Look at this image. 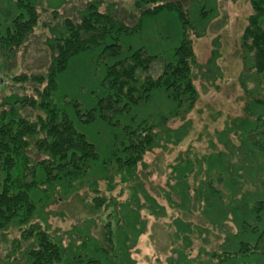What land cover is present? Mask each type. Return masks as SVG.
I'll use <instances>...</instances> for the list:
<instances>
[{
    "label": "rangeland",
    "instance_id": "obj_1",
    "mask_svg": "<svg viewBox=\"0 0 264 264\" xmlns=\"http://www.w3.org/2000/svg\"><path fill=\"white\" fill-rule=\"evenodd\" d=\"M33 1L40 15L35 29L15 53L0 52V106L17 93L39 99L33 83H20L15 76L46 73L56 39L66 31L65 20L80 21L90 4L125 26L141 21L136 31L118 36L119 57L103 55L99 45L73 56L56 78L53 99L99 153L89 170L72 178L55 169L60 176L49 181L42 163L33 161L28 169L20 163L14 169L20 175L35 172L31 222H40L60 245L62 259L56 264H88L91 259L101 264H264V238L259 251L229 259L224 255L240 250L243 241L256 242L264 229V209L258 218L248 207L264 199V185L249 176L260 165L256 151L264 143V103L259 100H264V77L254 71L243 46L250 1L163 0L180 2L188 18L186 36L196 59L191 72L195 101L179 107L159 87L149 100L90 123L80 120L76 110L97 108L109 94L102 84L107 64L144 48L156 56L150 69L156 77L174 59L184 33L179 10L143 14L138 0ZM21 9L16 0H0V29ZM33 112L28 106L23 110L31 117ZM143 120L153 125L157 137L137 165L120 168L112 152L120 145L115 144L126 126ZM243 221L256 233L242 232ZM20 227L13 219L0 230V264H27L29 239L36 235L25 238Z\"/></svg>",
    "mask_w": 264,
    "mask_h": 264
},
{
    "label": "trees",
    "instance_id": "obj_2",
    "mask_svg": "<svg viewBox=\"0 0 264 264\" xmlns=\"http://www.w3.org/2000/svg\"><path fill=\"white\" fill-rule=\"evenodd\" d=\"M249 1L252 13L243 34V46L252 56L254 71L264 77V0ZM16 2L22 9L7 26L0 29L1 56L19 50L39 22L40 15L33 0ZM136 6L142 9L143 14L179 10L184 27L182 42L174 51V59L166 63L162 73L156 77L150 74L151 64L156 56L148 54L144 48L107 64L106 77L102 84L109 89V94L100 98L97 108L85 113L76 110L83 122L90 123L97 118L110 119L112 113L128 110L133 104L149 100L152 91L159 87H165L179 107L185 102L193 104L196 99L197 91L191 76L196 60L195 52L191 39L186 36L188 18L180 8L181 3L138 0ZM89 8L90 11L83 14L80 21L72 18L65 20L66 31L56 39L55 56L46 73H21L15 76L14 79L20 83H33L39 99L17 93L14 97H7L0 106V230L13 219H18L23 237L36 235L35 239H29L25 252L27 264H56L61 261L62 255L60 245L50 237L47 229L40 222H31L36 204L30 191L38 186V181L34 178L35 172L26 170L20 175L14 174V169L20 163L28 169L35 161L43 164L50 174L47 177L49 181L60 176L59 172L53 171L55 169L76 178L89 170L91 162L99 157L95 145L84 133L78 131L74 120L53 99L57 87L56 78L67 68L73 56L99 45H103V55L119 57L122 45L118 42V36L123 32L136 31L141 22L133 27L125 26L114 15L96 9L95 4H90ZM109 38L113 41L109 42ZM2 85L3 82L0 81V87ZM259 100L264 103V100ZM27 106L35 109V116L23 113ZM74 106L78 108V103ZM153 129L148 120L125 127L123 138L115 144L120 146L112 151L118 157L120 168L133 167L144 158L157 137ZM257 152L260 153L257 156L260 165H256V172L255 169L249 170V176L254 182L259 180L255 184L263 186L264 143L260 144L256 155ZM250 168L247 165L246 170ZM245 181H248L247 177ZM248 207L261 218L259 213L264 209V199L254 200ZM243 222L245 225H242V232L250 230L251 233H256V228H248L247 222ZM259 238L256 242L243 241L238 251L225 250V259L239 253L246 255L259 251L264 229ZM88 264L101 262L91 259Z\"/></svg>",
    "mask_w": 264,
    "mask_h": 264
}]
</instances>
